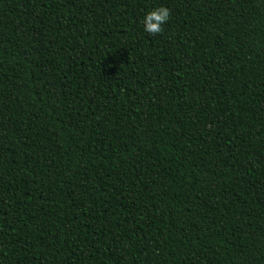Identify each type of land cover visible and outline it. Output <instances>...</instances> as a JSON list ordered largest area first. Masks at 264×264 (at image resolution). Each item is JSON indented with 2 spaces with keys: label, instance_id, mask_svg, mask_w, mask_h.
<instances>
[{
  "label": "trees",
  "instance_id": "trees-1",
  "mask_svg": "<svg viewBox=\"0 0 264 264\" xmlns=\"http://www.w3.org/2000/svg\"><path fill=\"white\" fill-rule=\"evenodd\" d=\"M0 264H264V0H0Z\"/></svg>",
  "mask_w": 264,
  "mask_h": 264
},
{
  "label": "clouds",
  "instance_id": "clouds-1",
  "mask_svg": "<svg viewBox=\"0 0 264 264\" xmlns=\"http://www.w3.org/2000/svg\"><path fill=\"white\" fill-rule=\"evenodd\" d=\"M170 18V10L164 6L155 7L147 11L140 23L143 31L149 35L158 34L163 31V25Z\"/></svg>",
  "mask_w": 264,
  "mask_h": 264
}]
</instances>
